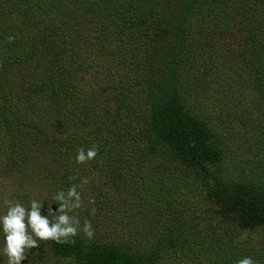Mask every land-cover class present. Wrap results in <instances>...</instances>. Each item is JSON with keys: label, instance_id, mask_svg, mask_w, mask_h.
Returning a JSON list of instances; mask_svg holds the SVG:
<instances>
[{"label": "trees", "instance_id": "1", "mask_svg": "<svg viewBox=\"0 0 264 264\" xmlns=\"http://www.w3.org/2000/svg\"><path fill=\"white\" fill-rule=\"evenodd\" d=\"M46 3L0 0V175L14 176L9 200H40L42 214L77 185L74 214L95 234L40 241L22 264H264V241L238 239L264 227V157L219 140L251 119L264 132V0H53L49 15Z\"/></svg>", "mask_w": 264, "mask_h": 264}, {"label": "clouds", "instance_id": "2", "mask_svg": "<svg viewBox=\"0 0 264 264\" xmlns=\"http://www.w3.org/2000/svg\"><path fill=\"white\" fill-rule=\"evenodd\" d=\"M11 42L14 37L9 36ZM98 147L93 145L85 150L80 148L76 156L78 164L94 159L98 154ZM87 178L82 180L87 184ZM78 186L73 184L67 192L59 191L53 198L59 207L53 210L52 203L48 205L47 214H42L43 202L33 199L26 207L19 201L5 199L6 213L0 215V229L4 236L3 255L7 257V264H22L28 258L33 248L40 247V241H54L58 244L75 243L73 239L80 232L90 240L94 237V228L90 220H85L81 226L79 216L74 214L83 204ZM89 204H94L90 198ZM96 211L92 209V214ZM236 264H256L252 257H243Z\"/></svg>", "mask_w": 264, "mask_h": 264}, {"label": "rangeland", "instance_id": "3", "mask_svg": "<svg viewBox=\"0 0 264 264\" xmlns=\"http://www.w3.org/2000/svg\"><path fill=\"white\" fill-rule=\"evenodd\" d=\"M53 0H47L46 5H43L44 9H46V14L49 15L53 12V7H55V4H52ZM42 10H37L34 14L35 17H41L42 18ZM86 74V73H85ZM219 121V120H218ZM237 123V121H235V124ZM239 123V122H238ZM258 121H253V119H251L248 122L247 128L243 129V128H237L235 132H233V137L229 136V135H225L223 136L222 133H220V137L219 140L222 142H231V144L233 145V147H231L228 150H233L230 155L236 156L238 159L242 160L244 159V156H248L251 157L253 160V154H256L255 157L260 158L264 157V132L262 131V129H260L258 127ZM241 124L239 123V126ZM252 153V154H251ZM96 182L94 183L95 186L100 185L103 182V179L99 176L96 177ZM14 179V176L11 175V173H4L0 175V180L4 183V186L6 188V190L3 192V201H5V199H13L16 197L15 192H17L16 188L14 185H8V180ZM38 180H40V182L43 183H47L50 186H53V184L55 183L54 180V176L50 178V175L48 173H45V178L43 179L38 178ZM94 189V186L88 185L85 186L82 191H84L85 194H90V192H92ZM126 225L128 224H123L122 223L117 227V231L116 233L119 236H125L127 234V230L130 228L133 229L132 225H128L129 227H127ZM226 226V223L223 221L222 217H219L218 219H216V221L212 224V225H203L201 230L202 233L200 234L201 239L200 241H204V239L208 238L209 236H211V238L215 241V236H217L215 234L216 229L217 231H219L220 229H222L223 227ZM238 239H240V241H244L246 243L245 245V250L247 248V250H252L253 247H256L254 243L256 244H261L264 241V227L261 225H254V226H250L247 228H243L241 229V234L238 235ZM197 242V241H196ZM4 245V243H3ZM257 248V247H256ZM2 244L0 243V257L2 254ZM255 262H257L256 260H254Z\"/></svg>", "mask_w": 264, "mask_h": 264}]
</instances>
